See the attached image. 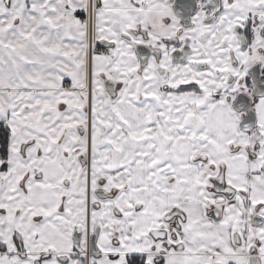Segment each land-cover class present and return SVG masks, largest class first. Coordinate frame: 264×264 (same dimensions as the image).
I'll list each match as a JSON object with an SVG mask.
<instances>
[{"label":"snow or ice","instance_id":"6c2138e0","mask_svg":"<svg viewBox=\"0 0 264 264\" xmlns=\"http://www.w3.org/2000/svg\"><path fill=\"white\" fill-rule=\"evenodd\" d=\"M0 264H264V0H0Z\"/></svg>","mask_w":264,"mask_h":264}]
</instances>
